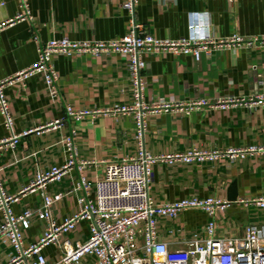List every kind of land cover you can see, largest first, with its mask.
<instances>
[{"label":"crops","instance_id":"0c3cea01","mask_svg":"<svg viewBox=\"0 0 264 264\" xmlns=\"http://www.w3.org/2000/svg\"><path fill=\"white\" fill-rule=\"evenodd\" d=\"M32 21H17L22 10L18 0H0V78L13 77L38 61V36L43 43L56 39L71 41L120 40L129 31L130 17L123 0H30ZM207 14L210 33L216 39L235 36L264 37V0H178L162 5L156 0H140L136 16L146 32L158 39L179 40L189 36L190 15ZM204 17V16H203ZM146 76L152 84L145 94L146 105L181 103L195 97L232 95L239 98L264 94V45L205 54L197 62L192 56L147 55ZM59 97H53L44 76L36 74L6 90L14 116L12 130L6 129L0 113V141L12 134L47 127L40 134L21 139L16 147L0 150L1 179L10 195L20 194L40 171L63 166L68 158L65 139L77 131L74 147L78 161L90 162L82 172L92 184L105 175V164L134 156L139 148L133 115H108L81 122L66 119L68 107L74 111L115 109L134 104L128 82L126 61L112 53L67 58L56 56ZM61 121L56 129L48 125ZM65 121V122H64ZM145 148L152 155L185 154L189 151H227L264 146V106L254 110L205 109L186 114L168 111L152 116L146 126ZM81 173L73 169L60 182L45 190L27 192L12 206L14 215L43 208L44 194L63 195L52 207L54 221L61 225L79 209ZM150 197L157 206L185 199L215 198L231 205L218 212V235L243 237L254 226L264 235V209L245 206L242 199L264 197V155L215 162L156 164L150 177ZM3 213L0 212V222ZM212 219L201 210L185 211L171 219L158 218V239L172 249L183 239L204 230ZM48 223L33 218L22 226L23 247L38 243ZM89 225L81 222L63 239L83 243ZM42 254L49 264L60 259L61 249L50 245ZM15 251L9 240L0 237V264H9ZM89 263V261H87Z\"/></svg>","mask_w":264,"mask_h":264},{"label":"built area","instance_id":"2783aa9c","mask_svg":"<svg viewBox=\"0 0 264 264\" xmlns=\"http://www.w3.org/2000/svg\"><path fill=\"white\" fill-rule=\"evenodd\" d=\"M22 14L16 20L32 21L29 10L30 0H18ZM140 0H123V9L128 12L129 31L120 40L111 41H71L67 38L50 40L43 43L38 36L34 39L38 45V61L29 69L21 71L9 78H0V113L6 129L12 130L14 116L10 110V101L6 90L17 83H24L30 77L41 74L53 97H59V73L53 64V58H67L91 54L102 57L112 53L120 55L127 63L128 82L133 91L134 104L130 107L115 109H95L93 111L66 110V119L81 122L87 118L108 115H133L136 125L138 151L134 156L120 161L105 164V175L95 184V199H89L92 184L82 172L90 162L78 161L74 140L76 130L65 139L69 158L61 167H53L49 171H40L32 184L20 194H8L1 179L0 169V237L7 238L15 251L9 264H49L42 254L43 249L57 245L61 256L53 264H264V235L254 226L246 229L243 237H221L218 235V221L215 215L224 212L231 205L215 198H190L177 203L157 206L150 197V177L156 164L168 165L215 162L219 159H244L264 155V146H251L227 151H189L185 154L152 155L145 148L144 138L149 119L163 112L175 111L192 114L205 109H239L254 110L264 106V94L256 97L239 98L232 95L214 98L195 97L181 103H159L146 105L145 94L151 90L152 84L146 76L147 55L192 56L197 62L203 54L212 57L218 51L234 50L240 47L264 45L262 39H245L232 37L216 39L210 33V25L206 15H190L189 36L179 40L158 39L146 32L143 24L136 16V7ZM162 5H169L178 0H156ZM231 4L236 0H228ZM65 122V121H64ZM62 124L56 121L48 125V129H56ZM47 127L31 129L0 141V150L7 145L16 147L21 139L32 134H40ZM73 169L81 173L79 190L84 195L79 198V209L65 222L58 225L52 216V207L63 195L50 197L44 194L43 208L37 213L26 210L16 216L12 206L20 201L27 192L45 190L54 182H60ZM245 206L264 209V197L242 199ZM201 210L212 219L203 231L183 239L172 249L167 243L158 239V218L174 219L185 211ZM37 218L48 223L47 231L41 240L27 248L23 247L22 226ZM89 225V237L83 243H72L63 239L76 230L81 222ZM89 261V263H87Z\"/></svg>","mask_w":264,"mask_h":264},{"label":"clouds","instance_id":"9594fccd","mask_svg":"<svg viewBox=\"0 0 264 264\" xmlns=\"http://www.w3.org/2000/svg\"><path fill=\"white\" fill-rule=\"evenodd\" d=\"M204 15H207V14H204Z\"/></svg>","mask_w":264,"mask_h":264}]
</instances>
